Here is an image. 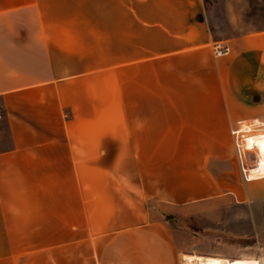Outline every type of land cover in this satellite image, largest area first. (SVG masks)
Here are the masks:
<instances>
[{"label":"crops","instance_id":"crops-1","mask_svg":"<svg viewBox=\"0 0 264 264\" xmlns=\"http://www.w3.org/2000/svg\"><path fill=\"white\" fill-rule=\"evenodd\" d=\"M55 4L0 0V264H184L188 232L166 216L264 198V177L224 185L231 130L264 121V29L220 39L230 52L214 57L204 0H100L117 8L102 21L132 22L134 39L143 23L149 39L134 41L131 73L118 75L110 128L94 125L92 63L70 62L91 51L46 28L61 20L40 7ZM158 37L170 40L163 63ZM247 146L264 176V134Z\"/></svg>","mask_w":264,"mask_h":264},{"label":"rangeland","instance_id":"rangeland-1","mask_svg":"<svg viewBox=\"0 0 264 264\" xmlns=\"http://www.w3.org/2000/svg\"><path fill=\"white\" fill-rule=\"evenodd\" d=\"M52 1L58 4L40 7V13L54 15L61 21H46V28L71 31V37L60 39L62 45L76 51L86 46L91 51L86 54L71 53L70 62L75 70L81 67L80 62L92 63L94 125L111 128L116 121L118 75L131 73L128 68L134 60V41L137 40V45L140 42L142 47L148 46L149 39L144 36L146 32H143L146 26L142 23L141 37L134 39L132 22L101 20L102 17H116L112 15L116 13V6L102 7L100 0ZM204 5L210 30L217 40L264 29V0H204ZM26 12L36 11L29 9ZM104 12L109 14L104 15ZM154 41L158 48L157 61L163 63L166 59L159 50L170 40L158 37ZM146 56L148 54L142 52V59ZM163 72L158 70V73ZM0 115L2 118L1 111ZM240 129L239 153L235 143L233 147L235 172L232 173L231 182L224 185L244 190L245 182L250 177H264L256 170V151L247 146L249 136L264 134V121L246 122ZM7 144V130L0 126V148ZM243 167L246 173L242 172ZM166 218L172 226L188 232L189 255L225 258L230 262L239 260L243 264H264L263 197L236 203L231 195L221 196L214 202L206 201L199 209H190L188 216L172 215Z\"/></svg>","mask_w":264,"mask_h":264},{"label":"built area","instance_id":"built-area-1","mask_svg":"<svg viewBox=\"0 0 264 264\" xmlns=\"http://www.w3.org/2000/svg\"><path fill=\"white\" fill-rule=\"evenodd\" d=\"M212 49V53L214 55V57H221L224 55H227L230 52V47L227 41L225 40H215L212 43L211 46ZM0 119H1V115H0ZM241 132V129H235V130H231V134L234 137V143H235V148L237 149L238 153H239V148L240 145L238 143V135ZM241 165H243V163L241 162ZM242 172L246 173V169H244V167L242 168Z\"/></svg>","mask_w":264,"mask_h":264},{"label":"bare ground","instance_id":"bare-ground-1","mask_svg":"<svg viewBox=\"0 0 264 264\" xmlns=\"http://www.w3.org/2000/svg\"><path fill=\"white\" fill-rule=\"evenodd\" d=\"M186 260L185 264H243L241 261L236 260L230 262L228 260H222L213 257H200V256H191L184 258Z\"/></svg>","mask_w":264,"mask_h":264}]
</instances>
